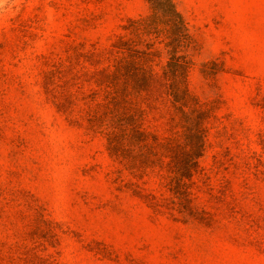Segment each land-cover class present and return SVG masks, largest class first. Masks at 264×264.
<instances>
[{
    "label": "rangeland",
    "instance_id": "obj_1",
    "mask_svg": "<svg viewBox=\"0 0 264 264\" xmlns=\"http://www.w3.org/2000/svg\"><path fill=\"white\" fill-rule=\"evenodd\" d=\"M174 2L192 38L185 115L163 44L146 55L136 40L144 90L111 75L145 0H0V264H264V0ZM200 111L193 218L167 164L141 169L124 139L118 158L107 148L136 120L184 146Z\"/></svg>",
    "mask_w": 264,
    "mask_h": 264
},
{
    "label": "trees",
    "instance_id": "obj_2",
    "mask_svg": "<svg viewBox=\"0 0 264 264\" xmlns=\"http://www.w3.org/2000/svg\"><path fill=\"white\" fill-rule=\"evenodd\" d=\"M145 1L148 3L150 13L146 16L128 18L122 25L124 33L118 34L111 44V50L119 56L113 65L114 70L111 71V75L116 77L120 73L130 78L136 89L144 90L150 81L152 72L136 65L133 61L135 53L140 51L135 47L136 40L143 38L151 40V43H146L147 51L143 52L146 55L152 52L151 49L156 41L158 44H163L167 57L161 67V75L166 80L167 92L172 102L178 105L177 107L185 115L184 107L190 110L195 108L191 106L187 87V77L192 62L186 50L191 47L192 38L174 0ZM126 54L132 61L125 58ZM204 115V112L200 111L196 112L192 118L193 126L185 136L184 146L174 145L168 138L160 141L157 136L146 132L138 120L134 122L129 116L128 119L134 124L130 131L125 137L123 134L114 135L117 141L110 140L107 148L111 157L118 158L119 151H121L120 141L124 139L139 150V153L132 157L140 158L141 169L161 167L167 164L169 177L167 190L180 201L184 200L183 207L193 218L197 216L193 214L187 202L186 180L190 181L197 172L198 159L203 156L206 149V134L204 128L201 127ZM121 155L125 157L123 153Z\"/></svg>",
    "mask_w": 264,
    "mask_h": 264
}]
</instances>
